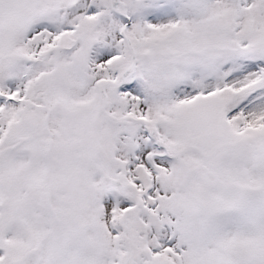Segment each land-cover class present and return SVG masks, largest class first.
Here are the masks:
<instances>
[{
  "label": "snow or ice",
  "instance_id": "obj_1",
  "mask_svg": "<svg viewBox=\"0 0 264 264\" xmlns=\"http://www.w3.org/2000/svg\"><path fill=\"white\" fill-rule=\"evenodd\" d=\"M0 264H264V0H0Z\"/></svg>",
  "mask_w": 264,
  "mask_h": 264
}]
</instances>
